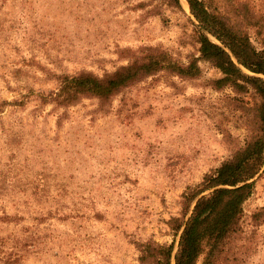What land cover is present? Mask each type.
<instances>
[{
    "label": "rangeland",
    "instance_id": "rangeland-1",
    "mask_svg": "<svg viewBox=\"0 0 264 264\" xmlns=\"http://www.w3.org/2000/svg\"><path fill=\"white\" fill-rule=\"evenodd\" d=\"M180 1L183 11L170 0H0V264H140L146 241L176 252L184 193L250 128L241 96L213 87L222 74L200 60L198 22ZM230 1L260 9L264 24V0L216 3ZM260 32L250 29L259 50ZM154 51L197 59L203 74L162 71L103 104L51 100L60 75L104 77ZM252 181L239 264H264V168Z\"/></svg>",
    "mask_w": 264,
    "mask_h": 264
},
{
    "label": "trees",
    "instance_id": "trees-1",
    "mask_svg": "<svg viewBox=\"0 0 264 264\" xmlns=\"http://www.w3.org/2000/svg\"><path fill=\"white\" fill-rule=\"evenodd\" d=\"M186 1L198 22L196 38L200 60L209 62L222 74L212 82L213 87L230 88L241 96L233 100L243 110L242 116L250 128L242 149L214 172L206 174L196 189L184 193L182 217L170 221L176 236L180 235L176 252L174 242L166 245L146 241L138 244L139 262L199 264L202 258L201 264H239L236 242L241 231L243 205L255 188L251 180L264 168V48L259 50L250 35L253 28L262 37L260 29L264 24L260 9L250 8L247 3L230 1L218 5L216 0ZM170 3L183 11L180 0H170ZM231 5L236 6L229 9ZM198 62L195 59L180 65L165 52L154 51L104 77L86 71L60 75L57 77L60 87L50 94L51 100L59 106H70L82 98H97L103 104L162 71L185 80L198 79L203 74ZM248 96L253 103L246 101Z\"/></svg>",
    "mask_w": 264,
    "mask_h": 264
}]
</instances>
